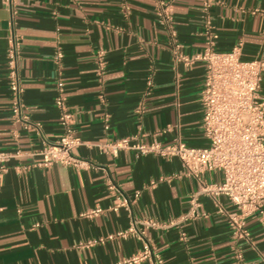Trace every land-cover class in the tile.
I'll use <instances>...</instances> for the list:
<instances>
[{"label": "crops", "instance_id": "1", "mask_svg": "<svg viewBox=\"0 0 264 264\" xmlns=\"http://www.w3.org/2000/svg\"><path fill=\"white\" fill-rule=\"evenodd\" d=\"M161 3L171 5L170 27L158 14ZM13 33L22 43L29 128L12 111L7 50ZM238 45L245 60L264 57V0H18L14 19L0 0V150L19 152L0 178V264H116L147 244L166 264H264V212L250 216L249 237L238 238L229 217L236 208L225 196L200 195L198 216L182 225L139 223L144 238L119 236L134 218L179 219L200 183L178 158L102 150L130 136L206 147V64L189 65L178 55ZM60 81L76 115L83 141L76 153L85 167L41 164L45 142L62 134L55 103ZM222 178L205 175L210 183ZM139 190L137 202L112 209L119 196ZM97 207L104 211L87 215Z\"/></svg>", "mask_w": 264, "mask_h": 264}, {"label": "built area", "instance_id": "2", "mask_svg": "<svg viewBox=\"0 0 264 264\" xmlns=\"http://www.w3.org/2000/svg\"><path fill=\"white\" fill-rule=\"evenodd\" d=\"M14 19L17 14L18 0H3ZM209 2H207L208 4ZM158 14L164 25L170 27L172 8L167 3L159 5ZM175 35V32H173ZM22 43L19 35L13 33L7 50V69L9 87L13 99V115L17 121L26 122L24 114V87L20 75ZM63 57L57 53V60ZM179 59L187 64L203 61L206 64L204 88L201 103L204 109L203 131L208 140L206 147L189 146L181 141L173 144H162L154 140L151 143L137 141V136L123 137L103 145L102 150L118 155L125 149H134L142 154H156L164 158L181 160L185 174L199 181V189L190 196V207L186 214L177 220L158 222L153 219H132L130 226L118 235L127 238L131 235L144 238L145 231H139L141 223L145 229L160 228L171 225H182L198 216L200 207L199 196L206 194L212 197L225 196L236 208L229 215L235 235L248 238L247 219L258 211L264 212V96L260 94L264 75V57L251 60L242 58V47L235 46L228 52H219L212 46L203 52L187 56L180 53ZM58 95L55 103L59 109V123L62 128L60 138L54 142H45L39 152L43 157L42 165L51 166L61 163L66 166L85 167L88 162L81 159L76 150L83 144L76 136V115L67 103L63 82L58 84ZM108 128V126H106ZM17 154L0 150V178L7 171V163ZM209 172H221L223 178L216 182H207L205 175ZM155 181L152 182V185ZM110 189L116 190L114 183ZM137 191L129 198L119 196L118 203L112 207L118 210L129 206L140 198ZM103 208L97 207L87 212L94 216L102 213ZM186 238V233L182 232ZM153 264H166L164 259L153 252L150 244L132 256L118 261L116 264H139L144 260Z\"/></svg>", "mask_w": 264, "mask_h": 264}]
</instances>
